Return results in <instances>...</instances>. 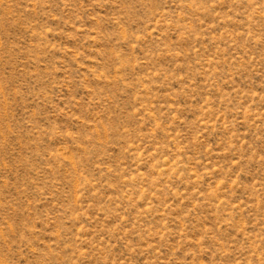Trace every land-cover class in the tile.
Masks as SVG:
<instances>
[{"label":"rangeland","instance_id":"obj_1","mask_svg":"<svg viewBox=\"0 0 264 264\" xmlns=\"http://www.w3.org/2000/svg\"><path fill=\"white\" fill-rule=\"evenodd\" d=\"M0 264H264V0H0Z\"/></svg>","mask_w":264,"mask_h":264}]
</instances>
